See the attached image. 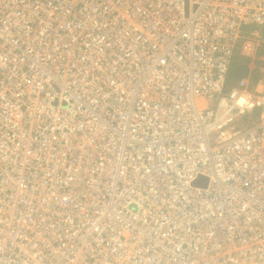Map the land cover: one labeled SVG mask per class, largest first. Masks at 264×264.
<instances>
[{
  "label": "built area",
  "instance_id": "built-area-1",
  "mask_svg": "<svg viewBox=\"0 0 264 264\" xmlns=\"http://www.w3.org/2000/svg\"><path fill=\"white\" fill-rule=\"evenodd\" d=\"M263 40L264 0H0V264H264V88L209 106Z\"/></svg>",
  "mask_w": 264,
  "mask_h": 264
},
{
  "label": "rangeland",
  "instance_id": "rangeland-1",
  "mask_svg": "<svg viewBox=\"0 0 264 264\" xmlns=\"http://www.w3.org/2000/svg\"><path fill=\"white\" fill-rule=\"evenodd\" d=\"M232 63L229 69V77L221 93L215 95L210 100L209 106H214L219 96H225L228 89L238 79L244 78L250 87L261 89L264 86V40L258 45L255 43L244 42L238 46L233 55Z\"/></svg>",
  "mask_w": 264,
  "mask_h": 264
},
{
  "label": "water",
  "instance_id": "water-1",
  "mask_svg": "<svg viewBox=\"0 0 264 264\" xmlns=\"http://www.w3.org/2000/svg\"><path fill=\"white\" fill-rule=\"evenodd\" d=\"M197 181H198V180H197ZM197 181H194L193 183H196ZM202 186H205V183H204V182L202 183Z\"/></svg>",
  "mask_w": 264,
  "mask_h": 264
},
{
  "label": "crops",
  "instance_id": "crops-1",
  "mask_svg": "<svg viewBox=\"0 0 264 264\" xmlns=\"http://www.w3.org/2000/svg\"><path fill=\"white\" fill-rule=\"evenodd\" d=\"M257 88H258V86H257ZM262 88H264V86Z\"/></svg>",
  "mask_w": 264,
  "mask_h": 264
}]
</instances>
